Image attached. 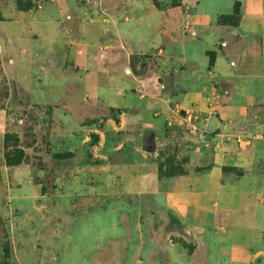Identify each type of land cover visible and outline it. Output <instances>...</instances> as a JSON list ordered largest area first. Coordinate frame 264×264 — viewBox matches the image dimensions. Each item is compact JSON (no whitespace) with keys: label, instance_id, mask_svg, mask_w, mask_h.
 Segmentation results:
<instances>
[{"label":"crops","instance_id":"0c3cea01","mask_svg":"<svg viewBox=\"0 0 264 264\" xmlns=\"http://www.w3.org/2000/svg\"><path fill=\"white\" fill-rule=\"evenodd\" d=\"M89 1L74 18L67 0L45 5L38 34L77 55L93 117L126 136L116 177L149 199L151 237L166 238L156 262L264 264V0ZM13 17L0 40H15ZM171 139L188 161L169 181L160 151Z\"/></svg>","mask_w":264,"mask_h":264},{"label":"rangeland","instance_id":"374dc122","mask_svg":"<svg viewBox=\"0 0 264 264\" xmlns=\"http://www.w3.org/2000/svg\"><path fill=\"white\" fill-rule=\"evenodd\" d=\"M67 1L73 18L92 11L89 0ZM40 3L54 2L0 0V33L22 16L9 28L15 40H0V264H164L149 199L123 193L116 177L126 136L93 117L77 55L40 39ZM180 143L160 151L169 181L185 173Z\"/></svg>","mask_w":264,"mask_h":264},{"label":"built area","instance_id":"2783aa9c","mask_svg":"<svg viewBox=\"0 0 264 264\" xmlns=\"http://www.w3.org/2000/svg\"><path fill=\"white\" fill-rule=\"evenodd\" d=\"M44 7H45V4L40 3V4L38 5V8L41 9V10H42ZM189 117H192V114H191V113L189 114ZM251 139H252V137L249 136V141H250ZM237 141H238L239 144H241V143L244 141V137H242V136L238 137V138H237Z\"/></svg>","mask_w":264,"mask_h":264},{"label":"water","instance_id":"95a60500","mask_svg":"<svg viewBox=\"0 0 264 264\" xmlns=\"http://www.w3.org/2000/svg\"><path fill=\"white\" fill-rule=\"evenodd\" d=\"M146 150L151 152L153 150L152 140L150 139L147 143Z\"/></svg>","mask_w":264,"mask_h":264},{"label":"trees","instance_id":"16d2710c","mask_svg":"<svg viewBox=\"0 0 264 264\" xmlns=\"http://www.w3.org/2000/svg\"><path fill=\"white\" fill-rule=\"evenodd\" d=\"M11 161V160H10ZM183 174V173H182ZM182 174H180V175H182ZM161 176H162V172H161Z\"/></svg>","mask_w":264,"mask_h":264}]
</instances>
